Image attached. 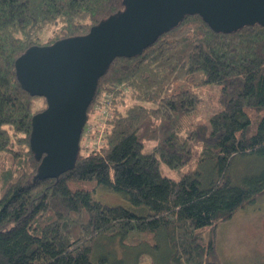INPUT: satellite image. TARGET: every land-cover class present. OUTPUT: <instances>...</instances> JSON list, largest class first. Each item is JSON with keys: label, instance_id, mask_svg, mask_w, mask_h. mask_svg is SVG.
<instances>
[{"label": "trees", "instance_id": "trees-1", "mask_svg": "<svg viewBox=\"0 0 264 264\" xmlns=\"http://www.w3.org/2000/svg\"><path fill=\"white\" fill-rule=\"evenodd\" d=\"M123 6L0 0V264H94V242L115 237L125 250L143 244L157 252L164 242V264H223L214 236L204 242L199 232L264 193V25L220 32L198 14L140 54L111 61L87 108L88 116L95 102L108 103L101 145L81 153L80 138L70 170L35 178L41 159L29 135L40 110L17 78L16 58L84 34ZM206 84L219 85L220 108L192 123L194 88ZM192 159L194 168L178 178L160 170ZM240 159L259 165L246 171ZM96 186L130 206L94 199Z\"/></svg>", "mask_w": 264, "mask_h": 264}, {"label": "water", "instance_id": "water-1", "mask_svg": "<svg viewBox=\"0 0 264 264\" xmlns=\"http://www.w3.org/2000/svg\"><path fill=\"white\" fill-rule=\"evenodd\" d=\"M123 5L84 34L30 46L16 58L21 86L46 100L31 118L30 147L41 159L35 178L57 177L74 166L97 80L115 57L140 54L185 15L198 14L220 32L264 25V0H123Z\"/></svg>", "mask_w": 264, "mask_h": 264}, {"label": "rangeland", "instance_id": "rangeland-1", "mask_svg": "<svg viewBox=\"0 0 264 264\" xmlns=\"http://www.w3.org/2000/svg\"><path fill=\"white\" fill-rule=\"evenodd\" d=\"M43 34L42 36H44ZM198 96L197 109L192 115V123L198 121H207L209 115L220 108L219 104V85L206 84L194 88ZM105 101L95 102L92 107L81 135V153H87L93 147L101 145L102 131L104 127ZM46 103L41 96L32 98V110L38 111L45 108ZM103 110V113H102ZM99 122V123H98ZM99 124V125H98ZM246 167V171L258 167V162L252 159H246L241 162L237 160L236 166ZM195 162L192 159L189 163L176 168L170 169L164 164L160 165L163 174L178 178L182 173L193 169ZM85 185H91L85 182ZM71 187L82 186L79 182H71ZM92 197L103 203L115 205L130 204L120 194L107 190L106 188L96 186L92 192ZM216 228H206L199 232L204 242L208 241L211 235L214 236V245L219 260L223 264H264V193L260 194L255 200L239 208L230 218L219 222ZM214 230V234L212 231ZM159 251L142 250L144 245L137 248L124 249L119 244L117 237L107 240H96L93 244L92 260L94 264H164L166 258V246Z\"/></svg>", "mask_w": 264, "mask_h": 264}, {"label": "built area", "instance_id": "built-area-1", "mask_svg": "<svg viewBox=\"0 0 264 264\" xmlns=\"http://www.w3.org/2000/svg\"><path fill=\"white\" fill-rule=\"evenodd\" d=\"M104 112L105 113H108V111H107V109H106V107H105V105H104ZM102 113H103V110H102ZM106 117V116H105ZM99 123V122H98ZM99 125V124H98ZM84 127V126H83ZM93 148H97V147H93Z\"/></svg>", "mask_w": 264, "mask_h": 264}]
</instances>
